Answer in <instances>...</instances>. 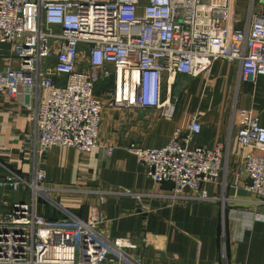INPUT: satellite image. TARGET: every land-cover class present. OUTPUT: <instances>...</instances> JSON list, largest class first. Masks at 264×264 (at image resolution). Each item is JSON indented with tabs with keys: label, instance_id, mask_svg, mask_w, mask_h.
I'll return each instance as SVG.
<instances>
[{
	"label": "built area",
	"instance_id": "2783aa9c",
	"mask_svg": "<svg viewBox=\"0 0 264 264\" xmlns=\"http://www.w3.org/2000/svg\"><path fill=\"white\" fill-rule=\"evenodd\" d=\"M250 8L248 20L236 26L231 0H0V48L7 47L0 49V95L25 108L35 127L37 156L55 146L90 152L98 146L105 105L156 108L171 119L177 75H208L218 59L239 64V82L264 75V0H252ZM93 69L112 76L101 95L95 93ZM38 88L48 91L44 102H38ZM232 119L240 147L264 151V126L252 111L235 108ZM199 130L193 117L166 145L129 149L155 183L172 184L173 197L188 189L183 197L209 200L204 185L224 179L228 150L189 148ZM240 159L248 178L244 188L264 197V155L243 151ZM25 188L29 201L14 198L0 212V264H144L131 254L135 239L108 236L99 214L84 220L52 199L42 168L30 179L6 168L3 195ZM103 192L101 202L112 191ZM113 193L139 201L143 196L127 188ZM40 200L62 217L45 218L37 210ZM139 210H145L142 204Z\"/></svg>",
	"mask_w": 264,
	"mask_h": 264
},
{
	"label": "crops",
	"instance_id": "0c3cea01",
	"mask_svg": "<svg viewBox=\"0 0 264 264\" xmlns=\"http://www.w3.org/2000/svg\"><path fill=\"white\" fill-rule=\"evenodd\" d=\"M251 2L231 0L236 26L248 20ZM0 49L6 51L7 47ZM3 64L1 59L0 68ZM238 74L237 62L218 59L208 75H177L174 92L178 101L171 119L160 117L156 108L115 110L105 105L98 146L90 152L55 146L42 157L35 153V127L25 108L1 94L0 177L7 168L30 179L35 168H42L52 199L84 220L92 212L99 214L104 218L101 231L108 236L135 239L137 247L131 254L144 264H264V197L244 188L248 178L240 159L243 151L260 155L264 151L243 150L232 119L235 108L245 107L264 126V75L253 82H239ZM92 75L97 95L112 86L111 75L101 77L97 69ZM36 93L38 102L46 100V88H38ZM193 117L200 130L192 136L189 148L220 146L228 150L224 179L204 185L209 200L183 197L190 195L188 189L173 197L172 184L155 183L129 149L132 145L160 148L174 130H185ZM124 188L142 194L141 200L113 193ZM103 191L112 192L101 202ZM18 197L29 201V190L8 196L0 190V212ZM140 204L144 211L139 210ZM37 210L50 220L62 217L42 200Z\"/></svg>",
	"mask_w": 264,
	"mask_h": 264
}]
</instances>
